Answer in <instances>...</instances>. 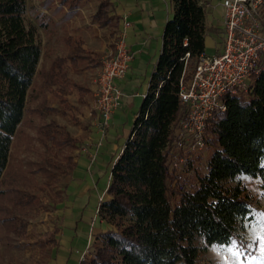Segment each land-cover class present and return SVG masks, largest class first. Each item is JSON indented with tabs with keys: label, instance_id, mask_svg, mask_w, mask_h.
Returning <instances> with one entry per match:
<instances>
[{
	"label": "trees",
	"instance_id": "16d2710c",
	"mask_svg": "<svg viewBox=\"0 0 264 264\" xmlns=\"http://www.w3.org/2000/svg\"><path fill=\"white\" fill-rule=\"evenodd\" d=\"M59 3L69 11L80 6V0ZM171 5L147 91L112 164L107 196L98 204L106 228L94 234L78 264H201L205 248L233 240L249 252L242 233L257 200L238 176L264 177V67L244 89L222 94L226 107L206 119L201 147L192 138L182 144L175 131L185 111L179 82L185 59L193 62L205 51L208 0ZM112 7L111 0H98L94 19L100 26H115ZM25 10L26 0H0V224L8 229L15 227L17 212L40 205L46 189L64 193L61 180L76 165L71 150L84 137L53 115L58 110L74 115L68 94L77 89L84 101L91 91L72 73L101 59L81 36L68 34L64 53L37 68L40 43ZM37 23L46 28L42 15ZM39 92L40 100L29 106ZM25 121L43 148L28 160V173L9 166L12 136ZM36 175L40 182H34Z\"/></svg>",
	"mask_w": 264,
	"mask_h": 264
},
{
	"label": "rangeland",
	"instance_id": "374dc122",
	"mask_svg": "<svg viewBox=\"0 0 264 264\" xmlns=\"http://www.w3.org/2000/svg\"><path fill=\"white\" fill-rule=\"evenodd\" d=\"M97 3L98 0H80V6L76 10L69 11L60 5L59 0H26L24 18L27 23L36 25L37 39L41 48L37 68L45 69L55 56L64 53L66 45L63 37L68 34L81 36L85 46L100 52L101 57L113 48L114 24L102 27L97 23L94 19ZM41 15L47 24L46 28L40 27L37 23ZM97 69L96 66H88L73 72L72 75L88 85L91 84ZM40 79L37 75L36 83ZM40 97L41 92L32 100H28L29 106L35 105ZM68 98L75 106L74 115L58 110L53 116L72 134L85 136L88 133V126L95 123L91 110L93 96L87 92L82 97L84 101H81L77 89H73L68 94ZM34 132L33 127L25 121L12 136L9 162L12 171L21 170L28 173L26 168L28 160L42 154L43 148L37 142ZM78 150L73 149L71 152L76 156ZM67 152H70V149H67ZM180 161H184L183 158ZM33 178L34 182H40L39 175ZM238 179L257 200L258 209L252 210L253 217L246 221V227L242 233L249 252L245 255L244 249L240 246L241 254L233 256L226 250L231 243L210 245L200 255L201 264H264V177L241 174ZM68 180L69 176L61 180L59 186L62 190ZM41 195V203L38 207L26 212L19 211L14 215V228L8 229L0 224V264H48L51 259L52 249L58 236L57 225L60 221V209L57 208L60 205L57 203L63 199L64 194L58 195L56 189H46ZM63 204L62 201V209Z\"/></svg>",
	"mask_w": 264,
	"mask_h": 264
},
{
	"label": "crops",
	"instance_id": "0c3cea01",
	"mask_svg": "<svg viewBox=\"0 0 264 264\" xmlns=\"http://www.w3.org/2000/svg\"><path fill=\"white\" fill-rule=\"evenodd\" d=\"M221 1L208 0L205 16V24L209 28L205 36L206 53L215 52L221 43L218 29L223 10ZM111 2V13L116 19L113 29L123 36L133 57L127 73L116 79L123 94L112 114L110 125L105 133L98 129L96 123L89 125L87 135L83 136V144L78 148L76 165L64 186V197L57 203L60 205L57 207L60 209L58 236L48 264H78L82 255L90 249L94 234L106 228L98 215V204L107 196L112 164L122 150L147 91L161 50L164 24L172 16L171 0ZM88 85L91 91V84ZM91 110L95 120L94 104Z\"/></svg>",
	"mask_w": 264,
	"mask_h": 264
},
{
	"label": "built area",
	"instance_id": "2783aa9c",
	"mask_svg": "<svg viewBox=\"0 0 264 264\" xmlns=\"http://www.w3.org/2000/svg\"><path fill=\"white\" fill-rule=\"evenodd\" d=\"M221 4L220 46L213 53H200L193 62L186 58L180 77L179 97L185 111L175 131L184 145L192 138L195 147H201L206 119L226 107L222 94L244 89L251 74L264 67V0H222ZM113 43L91 81L95 123L102 133L123 94L116 79L127 73L133 57L117 31Z\"/></svg>",
	"mask_w": 264,
	"mask_h": 264
},
{
	"label": "snow or ice",
	"instance_id": "6c2138e0",
	"mask_svg": "<svg viewBox=\"0 0 264 264\" xmlns=\"http://www.w3.org/2000/svg\"><path fill=\"white\" fill-rule=\"evenodd\" d=\"M226 250L233 256H239L241 254V248L235 240L231 241V246Z\"/></svg>",
	"mask_w": 264,
	"mask_h": 264
}]
</instances>
